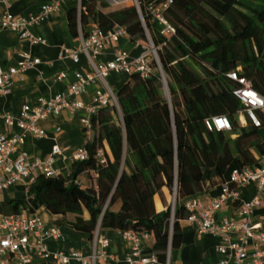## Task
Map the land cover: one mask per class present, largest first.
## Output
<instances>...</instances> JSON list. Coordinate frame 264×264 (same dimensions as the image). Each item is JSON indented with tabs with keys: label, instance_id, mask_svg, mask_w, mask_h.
Here are the masks:
<instances>
[{
	"label": "trees",
	"instance_id": "obj_1",
	"mask_svg": "<svg viewBox=\"0 0 264 264\" xmlns=\"http://www.w3.org/2000/svg\"><path fill=\"white\" fill-rule=\"evenodd\" d=\"M166 1L80 0V9L68 10L76 37L87 36L88 25L96 23L122 25L135 41L151 39L164 79L156 62L148 77L129 74L117 91L119 107H101L93 115L88 158L74 161L68 177L39 174L27 195L0 212L44 207L90 239L97 229L147 231L151 251L165 262L169 249L182 243L185 200L215 178L224 182L234 167L263 163L264 113L259 112L261 125L250 118L242 124V104L234 94L239 83L228 73L237 71L264 94V0H171L163 11L176 30L171 35L162 33L164 25L150 9ZM219 115L231 119V131L207 129L205 119ZM83 174L95 183L83 186ZM164 187L176 191L175 209L168 204L157 212L154 197Z\"/></svg>",
	"mask_w": 264,
	"mask_h": 264
},
{
	"label": "built area",
	"instance_id": "obj_2",
	"mask_svg": "<svg viewBox=\"0 0 264 264\" xmlns=\"http://www.w3.org/2000/svg\"><path fill=\"white\" fill-rule=\"evenodd\" d=\"M171 0L166 1L159 7H150L154 17L164 25L162 33L171 35L176 32L175 28L165 18L163 11L168 7ZM64 0H49L45 2L37 13L28 16L14 15L9 11L0 14V28L11 29L18 33L21 39L30 44H45L46 39L37 34L33 28L50 14L61 9ZM128 35L125 27L119 24L108 31L100 27L93 28L87 36L81 32V45L79 49L62 46L60 56L71 57L74 61L79 60V53L84 52L92 65V71L86 75L79 74L77 79L68 85L67 91H59L54 96L40 97L33 106H24V117H18L10 113L0 111V119L8 127L19 129L12 134H7L0 129V192L20 186L26 195L30 186L36 181L41 173L46 176L59 175L54 168L58 158L73 161H82L88 158L89 152L84 148L73 150L70 155L67 149L55 144L51 152L44 158L31 157L24 150L27 134L36 137L46 136V130L42 125L43 120L53 115H58L62 110H83L81 122L84 136L89 141L93 134V115L101 107L119 106L117 93L108 85L107 77L111 73L139 72L143 77H148L157 69L160 71L157 48L152 41L145 45V51L138 57L130 58L128 52L118 49L114 57L108 61L98 59V55L111 41L119 40ZM21 60L17 68L10 72L3 69L0 63V92L8 94L11 91L12 76L22 77L24 72L41 62L40 58L32 57L30 52H22ZM66 73L58 75L61 81ZM228 77L237 80L239 86L234 89L235 96L240 100L242 108L239 115H246L256 125L262 124L259 112L264 113V94L254 88L252 82L245 76L233 70ZM91 84H98L95 89L92 102L85 103L79 99ZM208 130L231 131L233 123L227 115H219L205 119ZM101 161H106L104 150H100ZM255 183L257 193L250 201H240V191L243 187ZM174 202L176 192L174 191ZM264 193V163L254 167L250 165L237 166L231 171L229 180L222 183L221 192L208 202L200 197L193 196L185 200L188 210L185 218L197 226L200 233H211L221 237L217 250L223 255L217 264H264V222L255 219V210L261 203ZM238 202L237 215L235 218L219 216L218 213L227 200ZM122 237L131 242V251L125 260L128 264H181L171 259V249L165 262H160L155 252L146 253L144 241L150 240L147 231L135 233L132 230H120ZM62 237V229L59 224L47 225L37 212L22 210L17 213L3 214L0 216V264H30L35 258L54 257L59 264H98L101 260L112 257L107 252L111 240L100 233L97 229L93 237V248L88 254L72 252L66 254L63 251H52L49 248L50 239L58 240Z\"/></svg>",
	"mask_w": 264,
	"mask_h": 264
},
{
	"label": "crops",
	"instance_id": "obj_3",
	"mask_svg": "<svg viewBox=\"0 0 264 264\" xmlns=\"http://www.w3.org/2000/svg\"><path fill=\"white\" fill-rule=\"evenodd\" d=\"M49 0H0V14L9 11L14 15L28 16L37 13L41 6ZM111 4H118L126 0H109ZM73 7L80 9V0H64L61 9L50 14V16L36 25L33 30L42 35L46 39L45 44H30L27 40L21 39L17 32L11 29L0 28V63L7 72L17 68L18 62L21 60L22 52H30L32 57L40 58L41 62L34 67L27 69L23 76H12L11 91L8 94L0 92V111L10 113L15 116L24 117V106H33L40 97H52L59 91H67L68 85L75 81L79 74L86 75L92 71V65L89 58L84 52L79 53V60L74 61L71 57H61L60 52L63 45L72 49H79L81 45V33L74 36L70 30L68 10ZM114 25L101 27L96 23H90L88 30L91 31L95 27H100L104 31H108ZM145 43L142 41L132 40L129 35L119 38V40L111 41L106 45L102 52L98 55L99 60L108 61L114 57L118 49L126 50L131 59L138 57L145 51ZM61 73H66V77L58 81L57 77ZM128 77L126 73H111L107 77L108 85L117 93L121 83ZM98 84L87 86L86 90L79 95V99L85 103L92 102V96ZM83 110L69 111L62 110L58 115L41 121L46 130V136L36 137L28 133L24 150L31 157H46L55 144L67 149V154L73 150L84 148L86 139L84 129L81 122ZM240 119L243 125L247 124V116L242 114ZM0 129L7 134H12L18 130L16 127H8L2 119H0ZM264 132V131H263ZM109 151V147L107 145ZM257 157H259L257 155ZM74 161L68 157L67 159L58 158L54 163V168L58 170L59 175L68 177L71 173ZM264 163V159H263ZM252 167L256 165H250ZM95 175V174H94ZM226 180L230 179L231 173L226 174ZM87 176H80V180L84 183ZM95 183V179H89L86 184ZM222 180L215 178L209 181L203 191L198 194L204 202L210 201L217 196L222 190ZM86 184H83L85 186ZM22 192L26 195L20 186H15L3 192H0V208L5 201L14 198H20L18 193ZM257 193V186L251 183L243 187L240 191V201H250ZM171 192L167 187L155 195L156 211L160 212L166 209L170 204ZM160 203V205H159ZM238 202L231 199L227 200L221 210L219 216H229L235 218L237 215ZM121 203H117L114 209L118 211ZM46 222L47 225L59 224L62 229V237L58 240L50 239L48 241L49 248L52 251H63L66 254L72 252H82L88 254L92 251L93 240L85 232L77 229L69 220H65L62 215H54L48 209L42 207L36 211ZM2 213V212H1ZM6 214V213H2ZM75 214L69 213L68 218L73 219ZM85 219L90 218L87 209L83 212ZM255 219L264 222V193L261 197V203L255 210ZM183 231L182 243L180 246L171 250V259L173 262L181 264H217L222 258V254L217 250V245L221 242V237L211 233H200L195 224L190 223L186 219L181 221ZM102 235L107 236L111 243L107 247V252L112 257L101 260L98 264H128L125 260L131 251L132 243L122 237L118 229L101 230ZM146 253H150L152 249V241L145 240ZM30 264H59L54 257L35 258Z\"/></svg>",
	"mask_w": 264,
	"mask_h": 264
},
{
	"label": "rangeland",
	"instance_id": "obj_4",
	"mask_svg": "<svg viewBox=\"0 0 264 264\" xmlns=\"http://www.w3.org/2000/svg\"><path fill=\"white\" fill-rule=\"evenodd\" d=\"M106 1H108V2L110 3L109 0H106ZM148 44H151V42H149ZM148 44L145 43V45H148ZM117 107H119V106H117ZM118 109H119V108H118ZM118 114H119L118 117L121 118V112H120V111H118ZM88 178H89V177H87V179L85 178L83 184H86V183L88 182ZM20 195H22V192H20V193L17 194L18 197H20ZM11 200H12V199L9 197V199H7V201L4 202V203H5V206H6ZM173 202H174V193L171 192L170 204L173 205ZM1 215H2V213L0 212V216H1Z\"/></svg>",
	"mask_w": 264,
	"mask_h": 264
},
{
	"label": "water",
	"instance_id": "obj_5",
	"mask_svg": "<svg viewBox=\"0 0 264 264\" xmlns=\"http://www.w3.org/2000/svg\"><path fill=\"white\" fill-rule=\"evenodd\" d=\"M150 39V38H149ZM151 40V39H150ZM159 64H160V61H159ZM160 66H161V64H160ZM160 73H161V76L163 77V79H164V72H163V69H162V66H161V68H160ZM176 192V191H175ZM175 204H176V198H175V203L173 204V210L175 209Z\"/></svg>",
	"mask_w": 264,
	"mask_h": 264
}]
</instances>
